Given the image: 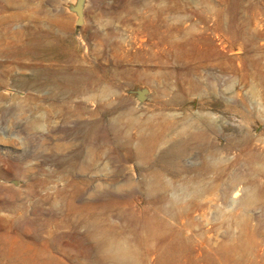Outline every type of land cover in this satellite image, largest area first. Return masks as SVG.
Returning a JSON list of instances; mask_svg holds the SVG:
<instances>
[{
    "label": "rangeland",
    "instance_id": "rangeland-1",
    "mask_svg": "<svg viewBox=\"0 0 264 264\" xmlns=\"http://www.w3.org/2000/svg\"><path fill=\"white\" fill-rule=\"evenodd\" d=\"M197 131L183 171L160 165ZM130 206L165 216L170 245ZM101 233L126 255H102ZM31 247L264 264V0H0V264Z\"/></svg>",
    "mask_w": 264,
    "mask_h": 264
},
{
    "label": "bare ground",
    "instance_id": "bare-ground-1",
    "mask_svg": "<svg viewBox=\"0 0 264 264\" xmlns=\"http://www.w3.org/2000/svg\"><path fill=\"white\" fill-rule=\"evenodd\" d=\"M202 137H203V134L200 131H197L196 134L192 135V137L190 138V140L188 142L178 143V144L170 147L168 150H166L161 155V159L159 160L160 165H162L163 167H166L167 169L171 170L175 174H178L179 172L183 171L184 170V166H183L184 164L182 165V162H184L185 157H187L189 150H190V147L191 146H196V147L201 146L200 148L203 147L202 142H201ZM134 193H135V191L133 193H131L130 195H128V197L125 198V201H121L119 199L112 200V203H111L112 207L115 210H119V208L122 206L123 203L129 204V201L131 200V196ZM234 197L235 196H232V199H231L232 204L237 201V200H235ZM168 200H169V198L166 194H162L159 196L147 195V201L149 203L150 202L151 203L152 202L165 203ZM124 207H126V206H124ZM124 214L126 217L125 220H128L129 223H131V225H133V226L135 225L137 227L144 228L148 232H152V233H156L158 231H163V232L168 233V236L165 240L167 241L168 245H170V242L173 240V236H172V231L169 230L167 227L165 216H162L160 213H153L147 208H145L143 210V214L139 216L132 209L131 206L126 212L124 211ZM101 234L103 235V233H101ZM89 235H91V234H89ZM95 235H96V233H95ZM96 245H97L96 249L98 251H100L102 253V255H105V257L108 256V257L117 258V257H122V256L126 255L125 254L126 251L123 250L120 241L114 235H109V234L105 233L97 241ZM34 250L35 249L31 247L30 250H26L22 254L18 255V259L21 260L22 264H60V262L57 261V259L55 257H53L52 255H50L49 253L44 252V251L38 252V251H34ZM170 250H171V248H170ZM12 253H14V252H12Z\"/></svg>",
    "mask_w": 264,
    "mask_h": 264
},
{
    "label": "water",
    "instance_id": "water-1",
    "mask_svg": "<svg viewBox=\"0 0 264 264\" xmlns=\"http://www.w3.org/2000/svg\"><path fill=\"white\" fill-rule=\"evenodd\" d=\"M76 11H77V13H78V15H79V18H78V20H77V23L78 24H81L82 22H83V4H82V1H80L79 3H78V5L76 6ZM147 92V90L146 89H144L143 91H141L140 93H139V99L140 100H144L145 99V93Z\"/></svg>",
    "mask_w": 264,
    "mask_h": 264
}]
</instances>
